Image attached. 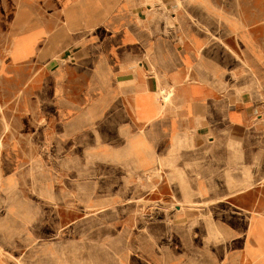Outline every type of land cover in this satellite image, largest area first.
I'll return each mask as SVG.
<instances>
[{"label": "crops", "instance_id": "crops-1", "mask_svg": "<svg viewBox=\"0 0 264 264\" xmlns=\"http://www.w3.org/2000/svg\"><path fill=\"white\" fill-rule=\"evenodd\" d=\"M181 2L26 0L16 10L10 30L30 17L41 32L28 55L10 51L9 59L13 66H35L37 107L50 109L38 128L44 152L65 157L84 134L97 140L95 128L115 123L117 131L111 138L102 133L92 150L100 145L130 156L136 177L159 172L160 158L193 135L211 140L222 125L251 129L264 120V5L246 4L239 13L238 5ZM131 201L120 191L87 195L82 218L126 226L131 218L122 206ZM181 212L177 207L173 215ZM251 212L231 210L222 234V222L214 225L229 248L223 258L208 254L211 264H240L247 242L256 246ZM199 246L206 250V243Z\"/></svg>", "mask_w": 264, "mask_h": 264}, {"label": "rangeland", "instance_id": "rangeland-1", "mask_svg": "<svg viewBox=\"0 0 264 264\" xmlns=\"http://www.w3.org/2000/svg\"><path fill=\"white\" fill-rule=\"evenodd\" d=\"M206 1L238 5L239 13L246 4L264 5V0ZM25 2L0 0V264H174L177 259L211 264L208 254L216 251L215 258H223L229 248L214 225L222 222V234L224 222H230L225 218L241 208L252 211L249 235L256 246L247 242L240 264H264V120L251 129L222 125L211 140L193 135L160 158L159 172L136 177L130 156L102 151L100 145L92 150L102 133L111 138L117 131L115 123L95 128L97 140L84 134L65 157L44 152L38 128L50 109L37 107L35 66H13L9 59L10 51L28 55L41 36L30 17L10 30L13 14ZM118 191L132 200L122 206L131 218L126 226L82 218L87 195ZM177 207L183 212L173 215ZM202 242L206 250L197 251Z\"/></svg>", "mask_w": 264, "mask_h": 264}, {"label": "bare ground", "instance_id": "bare-ground-1", "mask_svg": "<svg viewBox=\"0 0 264 264\" xmlns=\"http://www.w3.org/2000/svg\"><path fill=\"white\" fill-rule=\"evenodd\" d=\"M25 24V23H24ZM25 27V26H24ZM35 27V26H34ZM37 28V27H36ZM22 29H24V28H22ZM20 37V36H19ZM168 95V94H167ZM171 95V94H170ZM170 95L168 96V98L166 97L165 99H166V101H168L169 100V98H170ZM171 103V102H170ZM42 123V122H41ZM45 124V123H44ZM10 128V127H9ZM4 139V138H3ZM2 140V139H1ZM11 144V143H10ZM1 147H2V145H1ZM10 147V146H9ZM9 152V151H8ZM7 152V153H8ZM31 156V155H30ZM19 175V174H18ZM132 177V176H131ZM152 178V177H151ZM131 179V178H130ZM145 194V193H144ZM233 195V194H232ZM144 202V201H143ZM208 202V201H207ZM212 202V201H211ZM210 202V203H211ZM51 206V205H50ZM182 209V208H181ZM181 211V210H180ZM12 217V216H11ZM8 219V218H7ZM10 219V218H9ZM15 219V218H14ZM78 219V218H77ZM13 220V219H12ZM7 221V220H6ZM8 222H9V220H8ZM27 222V221H26ZM13 226V225H12ZM16 226V225H15ZM26 227V226H25ZM20 230V229H19ZM151 230V229H150ZM161 230V229H160ZM154 231V230H153ZM151 232V231H150ZM21 233V232H20ZM10 239V238H9ZM4 252V251H3ZM9 258V257H8Z\"/></svg>", "mask_w": 264, "mask_h": 264}]
</instances>
